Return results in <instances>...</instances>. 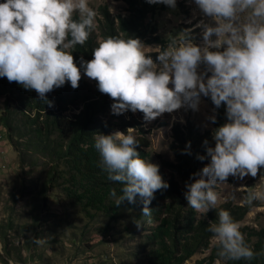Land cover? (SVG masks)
I'll use <instances>...</instances> for the list:
<instances>
[{
	"label": "clouds",
	"instance_id": "clouds-1",
	"mask_svg": "<svg viewBox=\"0 0 264 264\" xmlns=\"http://www.w3.org/2000/svg\"><path fill=\"white\" fill-rule=\"evenodd\" d=\"M146 3L176 7V0ZM192 3L207 19L196 26L203 29L201 43L189 30L158 50L154 62L139 38L108 36L92 49L91 60L79 58L78 67L69 50L83 46L96 28L97 13L89 0H0V78L35 90L39 100L47 101L46 93L66 82L77 88L83 72L112 98L111 114L139 111L145 122L181 108L198 111L202 97H207L214 105L207 119L215 123L216 109L223 104L226 122L213 129L214 146L205 140L206 154L197 155L208 163L185 183L188 207L206 214L217 207L218 184L229 176L243 180L264 170V0ZM133 129L96 134L93 146L108 180L122 185L121 195L110 192L116 206L125 200L135 203L138 195L142 215L148 216L154 192L169 184L157 164L140 157ZM254 201H264V185L246 193L244 203ZM216 216L206 230L212 233L220 260L264 255V249L254 252L245 243L240 224L229 211L221 208Z\"/></svg>",
	"mask_w": 264,
	"mask_h": 264
},
{
	"label": "trees",
	"instance_id": "trees-1",
	"mask_svg": "<svg viewBox=\"0 0 264 264\" xmlns=\"http://www.w3.org/2000/svg\"><path fill=\"white\" fill-rule=\"evenodd\" d=\"M131 14L119 18L116 24L108 13L103 12L105 23L99 27V36L120 38H139L144 30V17L147 13L146 0L139 6L129 0ZM74 18L78 19L77 16ZM94 30L83 46L77 45L73 52L74 62L79 67V58L92 59V49L97 46ZM79 86L73 89L66 82L59 88L46 93L47 101L39 100L35 90H26L15 81L8 82L0 78V136H4L10 146L19 155L20 162L31 158V164L48 166V188L57 187L65 192L67 198L80 206L83 213L94 211L104 213L108 223L122 221L123 234L133 237L138 228L150 230L145 234L143 247L148 248L144 256L145 264H185L194 254L207 247L212 233L206 229L209 222H216V212L223 208L229 211L233 220L239 222L248 211L247 207L230 206L228 203L216 209H210L207 219H197L196 212L189 208L184 198L185 183L192 182L189 177L208 163L200 161L197 155L206 154L204 141L214 146L212 132L200 134L195 126L188 123L183 128L178 124L172 128L173 142L170 146L174 161L158 158L157 165L162 179L167 181V189L154 192L148 205L151 214L142 215V199L137 195L135 203L123 201L116 206L115 190L121 195L122 185L109 181L106 172L99 166L100 156L94 148L96 134L125 132L134 128L132 134L139 140L137 151L142 159L151 162L150 139L134 117L124 118L111 115L106 119L110 98L102 94L97 86L87 88ZM97 84V82H96ZM223 111V110H221ZM219 111V113H221ZM220 117V116H219ZM216 119L215 128L221 125V117ZM214 128V129H215ZM190 142V148L186 145ZM190 151L191 154H188ZM198 177H193V180ZM136 223L140 224L137 227ZM152 223H155L152 226ZM245 243L254 251L264 249V228L258 232H248L240 228ZM217 249H211L208 262L196 261L194 264H209L217 257ZM222 261V260H221ZM224 264H264V255L254 256L251 260L223 261Z\"/></svg>",
	"mask_w": 264,
	"mask_h": 264
},
{
	"label": "rangeland",
	"instance_id": "rangeland-1",
	"mask_svg": "<svg viewBox=\"0 0 264 264\" xmlns=\"http://www.w3.org/2000/svg\"><path fill=\"white\" fill-rule=\"evenodd\" d=\"M132 1L142 5L141 0ZM89 5L97 13L94 29L97 41L102 40L99 27L105 23L103 12L108 13L117 24L119 18L130 16L132 8L129 0H89ZM202 21L207 23L192 0H176L175 8L164 4L149 5L144 17V30L140 35V40L146 46V54L156 62L158 50L166 47L172 39L179 40L189 30L194 41L201 43L203 29L196 26ZM79 82L90 89L96 86V81L83 72ZM111 103L112 99L109 100ZM110 105L106 119L112 115ZM213 108L211 100L202 97L198 111L181 108L171 114L164 113L150 122H145L139 111L135 114L127 111L120 115L138 120L151 142V163L157 164L158 158L174 161L170 146L175 124L183 128L190 123L200 134L213 132L214 123L207 119L213 115ZM215 115L221 117V125L226 122L223 104L216 109ZM1 141L0 264H145L144 256L148 248L143 247V241L150 230L138 228L131 237L121 231L122 221L111 224L104 213H83L62 189L48 188V166L31 164L29 157L20 162L19 155L6 138ZM262 185L264 170L258 172L256 177L247 176L243 180L229 176L226 183H220L215 188L218 193L216 208L226 203L234 207L248 206L247 213L238 223L248 232H258L264 228V201H254L248 205L244 203V197L249 190ZM206 214L196 212V218L207 219ZM36 239L42 243H35ZM214 246L209 238L207 247L194 254L185 264H194L203 259L208 262ZM209 264L224 262L213 260Z\"/></svg>",
	"mask_w": 264,
	"mask_h": 264
},
{
	"label": "crops",
	"instance_id": "crops-1",
	"mask_svg": "<svg viewBox=\"0 0 264 264\" xmlns=\"http://www.w3.org/2000/svg\"><path fill=\"white\" fill-rule=\"evenodd\" d=\"M3 138H4V137H2V136H1V138H0V139H1V140H3ZM1 140H0V145L2 144V141H1Z\"/></svg>",
	"mask_w": 264,
	"mask_h": 264
}]
</instances>
